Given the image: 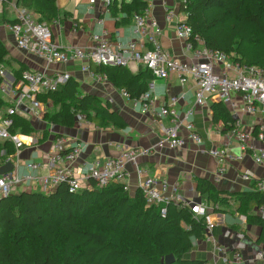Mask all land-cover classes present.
I'll return each mask as SVG.
<instances>
[{
  "label": "trees",
  "instance_id": "trees-1",
  "mask_svg": "<svg viewBox=\"0 0 264 264\" xmlns=\"http://www.w3.org/2000/svg\"><path fill=\"white\" fill-rule=\"evenodd\" d=\"M7 2L31 11L38 22L49 25L51 30L53 22L59 19L56 0H5L4 4ZM147 6L144 0L122 2L120 10L124 17L117 24L129 26L132 18L143 15ZM116 8L117 0H112L110 12ZM178 12L188 14L186 23L207 47L233 55V60L243 65L264 70V0H184ZM14 61L0 40V66ZM9 67L15 80L27 71L22 63ZM90 69L105 74L114 87L132 98L145 93L152 79L145 68L137 74L124 67L90 64ZM78 87V82L70 77L57 91L39 95V101L48 103L43 121L71 128L77 115H82L94 128L126 126L107 102L80 94ZM6 104L0 96V108ZM211 108L213 123L233 122L223 104L215 103ZM13 130L25 135L38 132L35 122L17 118ZM1 151L5 156L13 154L12 143L0 142ZM90 185L91 190L71 192L62 183L50 193L30 191L1 199L0 264H165L169 255L174 258L171 264H205L185 259L184 255L192 249L194 241L205 239L206 218L195 219L190 209L172 202L165 205L166 213L161 216V206L147 207L138 190L132 195L119 182H110L103 188H95L92 181ZM196 191L214 212L224 211L222 208L228 205V198L208 180L198 179ZM229 198L237 202L236 212L246 215L249 223L260 228L257 243L264 249V219L249 216L243 210V203L249 210L264 205V192Z\"/></svg>",
  "mask_w": 264,
  "mask_h": 264
},
{
  "label": "built area",
  "instance_id": "built-area-1",
  "mask_svg": "<svg viewBox=\"0 0 264 264\" xmlns=\"http://www.w3.org/2000/svg\"><path fill=\"white\" fill-rule=\"evenodd\" d=\"M87 1L90 6L99 3L103 14H109L112 0ZM144 1L148 2V6L143 15L132 18L131 39L124 45L112 44L108 32L103 27V18L96 20L101 31L92 34L90 45L84 47H59L53 41L50 26L38 22L36 15L26 9L17 8L16 22L6 23L5 28L13 36L19 51L38 58L46 68L81 62L82 72L105 86L110 84L106 75L92 71L90 64L124 67L131 72L141 66L151 73L153 80H165L170 75H176L181 85L192 82L196 88L194 107L208 108L209 103L218 102L225 106L233 119L232 123L224 125L225 138L222 145L213 148L209 153L216 162L218 176L225 172L228 163H240L246 157L255 165L264 166V70L243 65L233 60L235 56H228L207 47L204 40L194 34L191 26L186 23V12L166 9V22L176 24V38L190 54V58L184 61L172 58L160 44L162 29L152 16V0ZM53 24L57 25L58 20ZM67 79L66 74L59 72L50 75L44 70H27L22 72L18 80L13 78L10 82L6 78L4 66H0V92L2 96L9 98L7 104L0 108V142L9 141L14 148V153L8 156H5L4 151L0 152V167L9 162L12 164L9 172L0 175V199L9 196L13 188L16 190V187L21 185L25 190L38 188L46 194L62 183L67 184L71 192L91 190V181L95 188H103L110 182L125 184L126 166L133 165L138 176L143 177L138 181L137 189L145 205L161 206L160 215L164 216L165 205L170 202L177 204L180 198L175 194V186H170L164 179L145 177V171L138 167L140 161L149 156L147 149H126L119 156L103 161L95 159L85 168H79L75 167V164L82 155V146L76 142L70 144L68 139L58 136L46 152H41V161H28L25 169L29 172L20 174L22 152L36 149L39 139L36 135L14 132V120L17 118L26 122L41 121L48 103L39 101L38 96L57 91ZM118 91L142 114L149 115L159 125L162 142L170 148H183L188 141L195 145L202 144V137L192 121L193 109H188L179 116L174 108L183 96H169L167 101L159 103V98L152 93L151 88L139 98H132L123 90ZM209 113L212 114L211 109ZM244 116L251 118L250 125L243 124ZM164 118H168L172 125L164 126ZM83 120L84 116L77 115V122ZM181 130L183 135L180 134ZM234 148L237 153L232 151ZM41 171L46 173L41 174ZM242 178L245 181L251 179L247 174H243ZM256 189L258 192L263 190L262 182H257ZM169 191L171 195L167 194ZM182 205L190 209L195 219L206 218L205 239L211 243L213 251L222 254L223 261L227 262L228 248L217 244L212 236L213 223L208 221L210 210L213 208L194 202H183ZM256 213L264 219V205L258 206ZM231 251L232 261L235 264H244L240 251ZM255 258L260 264H264V250H259Z\"/></svg>",
  "mask_w": 264,
  "mask_h": 264
},
{
  "label": "crops",
  "instance_id": "crops-1",
  "mask_svg": "<svg viewBox=\"0 0 264 264\" xmlns=\"http://www.w3.org/2000/svg\"><path fill=\"white\" fill-rule=\"evenodd\" d=\"M4 1L0 0V40L4 44L8 56L15 60V67L17 63H22L28 71L44 70L50 75L56 72L66 74L68 78L71 77L78 82L80 94H90L103 103L107 102L111 109L121 116L126 123L122 129L114 127L99 129L94 128L90 122L83 120L76 121L71 128H64L48 124L43 119L41 121L36 120L34 122L36 130L39 132L35 134L39 139L38 147L23 151L21 158H29L33 154L36 156L37 151L40 154L46 152L58 136L68 139L70 144L76 142L82 146V155L75 164V167L79 168H85L95 159L103 161L106 158L119 156L126 149H147L149 156L142 159L138 167L145 171V177L164 179L170 186H175V194L180 198L178 203L194 202L207 205L205 197L200 196L196 191L198 179L208 180L219 192L223 193V197L228 198V205L222 208L225 209L224 211L214 212L210 210L208 216V221L213 223V238L217 244L228 248L226 253L228 261L224 262L223 255L214 252L211 243L206 239L194 241L192 249L184 255V258L199 260L208 264H235L232 261L231 250H238L243 257L244 264H260L259 261L255 260V256L262 249V244L257 243L261 230L257 225L249 223L246 215L236 212L238 204L234 198L229 197L241 193L257 192V182H262L263 190L261 192H264V166H257L249 157H246L240 163H228L225 172L218 176L216 162L209 153L210 150L219 147L224 142V124L221 121L212 122V114L209 113V109L212 110V103L208 104V108L194 107L196 88L193 83L181 85L176 75H170L165 80H153L152 78L148 82V89L151 88L152 93L159 98V103L167 101L169 96H183L174 106L179 116H182L186 110L193 109L192 121L202 137V144L195 145L188 141L183 148H170L162 142L159 125L149 115L142 114L130 101L124 99L111 83L105 86L83 73L81 62H73L63 66L53 65L46 68L38 58L19 51L15 46L13 36L5 28V24L9 23L7 21L16 20V16L12 20L8 19L9 13L6 6H11L15 15H17L18 7L14 2L4 4ZM129 1L117 0L116 10L113 9V12L109 11V14L104 15L99 3L90 6L87 0H56L59 19L58 24L52 27L54 43L61 48L90 45L91 35L101 31L96 20L103 18V27L108 32L112 44H126L131 39L130 27L132 22L127 27H122L117 22L124 17L120 10L121 3ZM181 2L182 0H152V16L162 29L160 44L164 51L172 58L184 61L190 58V54L184 50L183 43L176 38V24L168 23L165 20V10L173 9L178 12ZM140 69L143 67L140 66L136 71L129 72L137 74ZM6 78L10 82L14 78L11 67L10 71L6 70ZM1 97L4 101H9L8 97ZM215 103L218 102L213 104ZM242 121L243 124L250 125L251 118L244 116ZM162 124L164 126L172 125L168 118H164ZM180 134L183 135L184 132L181 130ZM43 136H45L44 139H42ZM233 145L236 144L233 142ZM232 151L237 153L236 148ZM45 173V171H41V174ZM126 174V190L133 195L138 190V181L143 177L138 176L133 165L126 166ZM243 174L249 175L251 179L245 181L242 178ZM30 191L33 189L24 192ZM14 194L20 193L16 191ZM167 194L171 195V191ZM243 205V210L246 209L249 216H257V206L249 210L246 203ZM207 206L211 207L210 205Z\"/></svg>",
  "mask_w": 264,
  "mask_h": 264
},
{
  "label": "rangeland",
  "instance_id": "rangeland-1",
  "mask_svg": "<svg viewBox=\"0 0 264 264\" xmlns=\"http://www.w3.org/2000/svg\"><path fill=\"white\" fill-rule=\"evenodd\" d=\"M127 1V0H126ZM6 9H7V11H8V19H10V20H12V19H14V17L16 16L15 15V13H14V10H13V8L11 7V6H6ZM11 64H12V66L13 67H15V63L13 62V63H10L9 65L11 66ZM9 65H6V66H4V69L5 70H7V71H10V67H9ZM0 96H2V94H1V92H0ZM45 122H47L48 123V121L45 119L44 120ZM49 124V123H48ZM35 129H36V127H35ZM39 132H37V134H38ZM24 153V152H23ZM28 161H34V162H40L41 161V156H40V152H36V156H35V154H33V156H30L29 158H21V160H20V174L21 175H23L24 173H28L29 171H27L26 169H25V166H26V163L28 162ZM19 192V193H22V192H24L25 191V189H24V186L23 185H21V186H19V187H16V190L13 188L12 190H11V194H14L15 192ZM33 191H39V189L38 188H33Z\"/></svg>",
  "mask_w": 264,
  "mask_h": 264
},
{
  "label": "water",
  "instance_id": "water-1",
  "mask_svg": "<svg viewBox=\"0 0 264 264\" xmlns=\"http://www.w3.org/2000/svg\"><path fill=\"white\" fill-rule=\"evenodd\" d=\"M11 169H12V164L10 162L9 163H6L5 165H3V166L0 167V175H3L5 173L9 172ZM1 199H3V198H1ZM173 261H174L173 256L172 255H169V256H167L165 258L164 263L165 264H171V263H173Z\"/></svg>",
  "mask_w": 264,
  "mask_h": 264
}]
</instances>
